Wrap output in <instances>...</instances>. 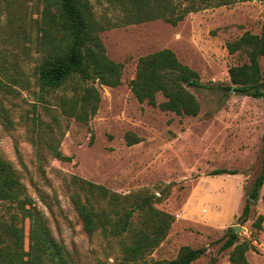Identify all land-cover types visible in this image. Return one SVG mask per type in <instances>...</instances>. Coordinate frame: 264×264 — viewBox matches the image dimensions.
Instances as JSON below:
<instances>
[{
	"label": "rangeland",
	"instance_id": "1",
	"mask_svg": "<svg viewBox=\"0 0 264 264\" xmlns=\"http://www.w3.org/2000/svg\"><path fill=\"white\" fill-rule=\"evenodd\" d=\"M97 18L115 20L119 11L106 0H90ZM28 12L37 17V0ZM264 2L238 1L189 13L177 25L163 20L105 28L100 38L107 56L122 64L121 82L115 87L88 82L99 95L98 110L87 122L63 113L60 98L67 89L45 91L35 83L0 89V157L9 162L25 194L45 218L56 239L66 248L70 264H147L178 256L183 247L204 248L191 264H230L233 247L220 250L231 234L236 243L247 241V264H264V184L250 204L245 221L243 206L261 171L264 149V98L237 94L228 76L231 66L247 62L242 51L230 53L226 44L244 33L259 34ZM11 38V37H10ZM0 38V55L19 62V75H33L38 53H23ZM171 49L180 62L196 71L201 87L188 90L199 103L196 116L161 110L138 102L129 83L139 57ZM264 81V57L259 58ZM9 71H11L9 69ZM165 98L156 94L160 103ZM128 140L136 143L128 145ZM61 152L70 160L55 157ZM218 169L235 174H217ZM72 176L104 186L113 196L102 201L106 210L134 207L146 198L154 209L173 217L165 237L143 258L129 260L130 233L105 236L101 229L89 235L75 211ZM98 207L95 204V209ZM100 210V209H99ZM15 203L0 205L9 220ZM113 215V214H112ZM144 213L135 210L134 228L141 229ZM27 248L28 220H23ZM234 227H237L234 230Z\"/></svg>",
	"mask_w": 264,
	"mask_h": 264
},
{
	"label": "trees",
	"instance_id": "2",
	"mask_svg": "<svg viewBox=\"0 0 264 264\" xmlns=\"http://www.w3.org/2000/svg\"><path fill=\"white\" fill-rule=\"evenodd\" d=\"M27 1L30 0H0V38H3V43L13 44L23 53L29 50L37 52V64L33 75L24 80L18 72L17 58L9 62L6 55H0V89L10 93L14 86L29 87L31 77L45 91L64 90L70 84L71 91L69 94L64 91L60 107L64 114L87 122L98 110L100 95L93 85L86 84L97 80L99 84L115 87L121 82L123 66L107 56L99 36L105 28L153 20L177 25L189 13L250 0H106L119 11L113 22L106 17L104 22L100 21L90 0H37L40 9L36 10V18L30 16ZM226 46L230 53L242 51L247 57V62L228 69L234 92L264 98V81L259 65V58L264 57V18L259 34L244 33ZM129 86L138 102L146 101L161 110L190 116H196L200 110L198 101L188 90L201 87L199 75L180 62L171 49L164 48L139 57ZM159 92L165 100L157 103L156 94ZM127 143L132 145L136 140H128ZM54 153L59 160H70L59 151ZM222 173L236 172L226 169L212 172L213 175ZM71 182L76 188L71 201L84 230L92 235L101 229L105 236L112 237L130 233L134 243L124 249L129 260L143 258L147 250L165 237L173 221L171 215L154 209L149 198L127 209L106 210L101 206L102 201L113 200V196L104 186L77 176H72ZM263 184L264 149L261 171L243 206L242 221L247 219L250 204L257 199ZM4 202L15 203L18 214H10L9 220L0 216V264H70L66 248L28 199L16 171L0 157V205ZM95 204L98 205L96 209ZM137 209L144 213L141 229L134 228L131 220ZM20 215V223L23 220L29 223L27 248L24 246L25 228L18 224ZM263 219V215H259L255 220L257 229H261ZM231 247L230 264H247L246 252L255 249L247 241L236 243L235 234L225 239L220 250ZM204 251V248L187 246L174 259L147 264H191ZM216 261L212 258L207 264H216Z\"/></svg>",
	"mask_w": 264,
	"mask_h": 264
},
{
	"label": "water",
	"instance_id": "3",
	"mask_svg": "<svg viewBox=\"0 0 264 264\" xmlns=\"http://www.w3.org/2000/svg\"><path fill=\"white\" fill-rule=\"evenodd\" d=\"M230 90H231V91H234V90H233V87H232ZM236 229H237V227H234V230H236Z\"/></svg>",
	"mask_w": 264,
	"mask_h": 264
}]
</instances>
